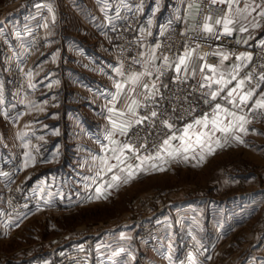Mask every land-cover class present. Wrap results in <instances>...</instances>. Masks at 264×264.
<instances>
[{"label": "rangeland", "instance_id": "374dc122", "mask_svg": "<svg viewBox=\"0 0 264 264\" xmlns=\"http://www.w3.org/2000/svg\"><path fill=\"white\" fill-rule=\"evenodd\" d=\"M66 4L0 0V166L19 168L16 190L31 189L37 201L24 217H9L0 183V264H264V125L245 116L220 128V114L198 125L214 126L215 144L184 145L161 166L122 163L128 173L119 176L122 153L100 162L111 143L85 133L63 106L71 96L81 110L76 99L100 74L65 51L67 36L96 39L78 30L83 20ZM35 27L46 49L27 64Z\"/></svg>", "mask_w": 264, "mask_h": 264}, {"label": "crops", "instance_id": "0c3cea01", "mask_svg": "<svg viewBox=\"0 0 264 264\" xmlns=\"http://www.w3.org/2000/svg\"><path fill=\"white\" fill-rule=\"evenodd\" d=\"M164 1L156 0L152 1L153 4H151L148 0H141L138 5L141 8L140 15L142 16L140 27L144 28L147 25L152 27L154 36L152 35L151 37L153 38L151 39L150 37V39L153 41L156 36L158 37L164 24L168 22L181 19L186 31H192L194 27L197 12L196 5L188 4L185 0ZM213 1L216 4L225 5L227 12L223 17L210 16L206 23L207 32L212 33L215 25L218 24L217 21H219L223 25L224 32L236 37L241 44V54L238 57L221 54L222 63L215 68L212 76L213 81L221 86L217 96V100L222 106L220 128L223 125L224 128H234L235 123L239 124L241 117H245L243 109L257 104L264 105V82L255 92L246 90L241 81L238 86L234 85L239 74L252 60L254 50L264 40V14H262L264 13V0ZM135 2L136 0H67L66 4L68 7L70 6L77 19L79 17V19L83 20L85 27L88 26L86 28L79 27L78 30L83 32L86 29L87 35L92 34L96 39L92 41L88 37L90 42L86 43L81 38L85 36L79 32L81 36L78 34L76 37L67 36L70 45L66 46L65 51L73 52L82 56L83 58L81 59L90 61L93 66H96L97 72L100 74L87 83L91 87L87 89V92L90 91V93H82L76 99L82 105L81 110L78 111L77 108L68 104L71 96L65 100L66 104L63 106H67V110L75 111L80 119L77 124L79 127L85 128V133L91 132L93 137L100 138L102 136V138H106L111 143L106 155L98 157L100 162L115 160L111 155L114 154L117 158L120 154L122 139L125 138L144 95L156 94L159 91V86L164 87L168 83V81L162 79V74L165 70L170 72V76L175 72H183L188 78L195 79L200 76L203 66V60L196 52L185 54L172 63L164 64L154 57V48L149 43H144V52L146 51L145 55L147 57V65L144 72L133 75L128 81H121L112 45L113 29L128 18V15L130 17L137 11V9L133 11ZM43 5L45 7L47 4L44 3ZM226 21L229 29L227 32L225 31ZM154 24L157 26H154ZM208 29H211V31ZM90 45L95 47L91 48ZM93 53L99 54L98 59L91 56L94 55ZM84 55H89V57L85 58ZM44 62L48 63L50 60L47 59ZM46 79H44L43 86L47 87V91H49L51 83ZM84 83L85 81L83 80ZM47 94L50 98L57 96V94ZM61 101L63 103L64 98ZM85 110L87 111L86 114L84 113ZM87 113L91 117H95L96 120L91 122L84 120V117H89L86 116L88 115ZM54 114L58 113L54 112ZM214 129V126L209 125L198 126L196 129L189 130L190 138L188 144L184 140L181 146L188 145V147H192V150H196L198 144H200L199 142H203L205 146L215 144L210 139ZM96 133L102 135L97 136ZM94 141L96 140L94 139ZM113 160L110 165H114ZM119 163L121 173L119 176L123 177L128 173L126 172L128 168L126 169L123 166L121 160ZM113 175H110V177ZM191 208L192 206L189 205L181 211L180 215L182 217L187 216L188 214L184 213H188Z\"/></svg>", "mask_w": 264, "mask_h": 264}, {"label": "built area", "instance_id": "2783aa9c", "mask_svg": "<svg viewBox=\"0 0 264 264\" xmlns=\"http://www.w3.org/2000/svg\"><path fill=\"white\" fill-rule=\"evenodd\" d=\"M185 1L196 5L198 9L192 31H186L180 19L164 24L157 40L151 42L152 27L149 25L141 29L138 27L141 19L138 12L113 29V49L121 81H128L133 75L146 68L144 43L155 46L154 57L164 64L172 63L192 52H196L203 60L198 78H188L183 72H175L170 76V72L165 70L162 79L168 83L164 87L159 86L156 94L144 95L139 110L125 138L122 139L121 160L122 163L131 166L130 170L135 163L148 162L154 166H161L163 163L178 159L175 154L188 137L189 130L221 114L222 106L217 100L221 86L212 78L215 68L222 63L221 54L232 57L241 54L239 40L225 33L221 23L215 25L212 33L207 32L205 27L210 16L223 17L226 14L225 5L216 4L213 0ZM41 34L40 27L33 28L26 63L30 62L36 53L46 49ZM262 77H264V40L256 47L252 60L239 74L234 85L238 86L241 81L246 90L255 92L264 82ZM16 86L18 87V83ZM19 87L22 88V85L19 84ZM153 112L156 113L155 116L152 115ZM243 114L251 122L264 125L263 107L259 105L248 107L243 109ZM171 148H173L172 152ZM7 171L4 166H0V183L5 187L6 213L10 215L9 217L20 219L29 211L36 209L37 201L31 195V189L16 190L17 186L22 185L17 184L16 180L21 175V170L14 166L10 173ZM1 234L2 232L0 237Z\"/></svg>", "mask_w": 264, "mask_h": 264}, {"label": "snow or ice", "instance_id": "6c2138e0", "mask_svg": "<svg viewBox=\"0 0 264 264\" xmlns=\"http://www.w3.org/2000/svg\"><path fill=\"white\" fill-rule=\"evenodd\" d=\"M262 14H264V13H262ZM217 23H219V21H217ZM227 23H228V22L226 21V22H225V31H226V32L229 31V29L227 28ZM205 27L207 28V25H206ZM208 30L211 31V29H208ZM262 79H264V77H262ZM213 95H215V94H213ZM229 95H231V93H229ZM152 115L155 116L156 113L153 112ZM241 119H243V118H241ZM138 122H139V121H138ZM197 123H199V121H198ZM165 143H167V141H165ZM114 179H116V177H114Z\"/></svg>", "mask_w": 264, "mask_h": 264}]
</instances>
